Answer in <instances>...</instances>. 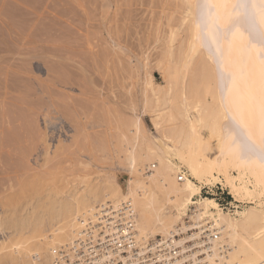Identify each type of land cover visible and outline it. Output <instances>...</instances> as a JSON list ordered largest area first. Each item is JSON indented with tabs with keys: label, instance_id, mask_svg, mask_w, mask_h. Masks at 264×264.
I'll use <instances>...</instances> for the list:
<instances>
[{
	"label": "bare ground",
	"instance_id": "6f19581e",
	"mask_svg": "<svg viewBox=\"0 0 264 264\" xmlns=\"http://www.w3.org/2000/svg\"><path fill=\"white\" fill-rule=\"evenodd\" d=\"M101 1H103L104 5H107V0ZM11 2L13 1L9 0V3ZM21 2L23 1H20V4ZM30 3L31 2H29V4ZM234 3H236V0H200L198 3H196V0H181L178 12L180 13L179 22L185 28L184 34L187 32V36L184 35L187 38H185L186 40L184 39L185 41H183L177 48V57L174 62H171L168 59L166 52L168 45L167 39L165 41V51L163 50L164 52L162 53L163 56L161 59L164 57L163 59L168 61L164 60L167 62L164 67L166 69L159 67V70L162 69L161 75L164 80H168V86L164 87L163 84V86H159H162L163 90L167 89L166 91H162V87H159L160 89L156 87V83L153 81V76L149 71L147 72L144 70V68H151V65L148 66V63L150 62H144V64L141 65V67H144L143 70L145 71L143 77H145L144 86L146 88L144 87L143 89H146V91L148 89L151 95L149 93V97L144 96V92V98L142 99V103L140 105L141 110L138 109L135 100L132 98L133 95L130 96L133 100H124V102H129V105L131 104L130 109L132 113V115L130 114L131 118L127 126L128 135L131 137V140L127 139V135H123L125 142L124 144H120V146L122 145L120 147L122 149L120 164L127 169L126 171L129 175L127 187L123 189L118 184L114 175L108 174L109 172H102L98 166H94L95 161H93V165L92 163H87L86 161L82 162L83 160L81 162L78 161V165L82 168V170L91 167L97 168V170H99L98 174L101 172L99 175L100 177H94L88 180L84 178V181L79 187H72L67 190L68 194L66 197H64V195L62 196L57 194L50 197V199L48 198V201L45 203V210L42 214H39L36 217H26L23 215V207L19 206V201L23 199L22 197H24L28 191L36 188L39 184L42 186L46 177H51V174L49 173L50 169L48 167L50 162L49 158L51 156H54L55 167L56 165L60 166L58 159L60 156L64 155H62V153L58 154V152L65 149L67 146L70 147L71 145H64L63 143L65 142H63L60 135V131H63L65 128V121L67 122L66 118L71 116L65 112L71 111L72 115L74 114V117L78 115L75 112L78 110L73 107L76 106L73 100L71 101L74 104H70V107L72 108L68 105V99L71 96L65 93L64 90L62 92L61 89H58L55 86L66 87L68 85L75 84L72 83L74 80H76V83H81V81L83 83L84 81L82 76L85 73H81L82 79H80V73L75 72L79 75V77L74 73V71H81V69H83V65L70 55L72 52L75 53L74 50L77 48V42L75 45L73 40V42L70 41L71 38L68 40V43L72 42L74 44L69 45L76 46H74V49L70 50L71 53L69 50L67 51V48L65 49L64 46L62 47L64 48L63 50L58 45H55L54 41L56 38L55 36L52 38L51 35L52 39L55 38L52 40V42H54L53 45L57 46V48L55 47L57 50L52 51L55 52V54L51 53V51L49 52V50L48 53H42V47L40 48V45L37 46V44L34 45L38 48L32 46L30 47L31 49H28L29 46H24L25 52L22 51V53H20L21 49H19L18 46L21 45L19 44V39L21 40L22 38L19 37H24L21 35L22 33L19 32L21 31L20 27H22V25L19 23L20 27H16L17 25L15 28L13 27L15 31H13L14 29H11L13 31L12 32L8 28L10 25L9 21L11 19H7L9 20L8 22L4 20L7 24L9 23V25H6L2 19L0 20L7 26L6 31L7 33L9 31V34L5 33L10 40L12 39V42L18 41L17 44H19L16 45L19 50L14 47L17 51H15L14 48H0V60L3 64H6L7 62L11 63L7 59L11 58L14 60V56H21L23 52L25 54L27 50H32L34 47L38 50L41 49L39 52L42 54H40L38 50L36 51V49H34L35 51L31 52L32 56L28 51L27 54H30L25 56L28 57L29 60L25 61L30 64V62L37 59L44 58L45 60L52 56L55 58L54 63L56 64L57 62V64L63 66L64 72L67 73L65 75L63 69H60L61 75L58 72V76L55 72L53 74V71L51 70L54 63L51 65L52 67L48 66L51 68L50 73L52 71V74L57 77L54 81L55 86H53L57 88L55 89V99L59 100L60 97L62 98L63 96L65 101L61 102L62 104H65L67 108L64 110L62 107L64 112L59 111V108L61 109V107H58V102L56 103V101L55 105L53 102H50L45 108H41L43 106L41 105L40 107V104L37 105L40 109H42V117L37 119L38 112L36 113V111H33L36 113H34L35 115L32 114L33 112L31 113L34 116L33 119L27 118L31 119V122H29V124L31 123V127L28 128L30 130L26 129L30 133L25 130L27 132L25 134L29 135L24 138L27 137L26 139L29 146L26 147L25 150L23 148L21 149V146H18L21 150H24V154H22L23 157L29 154L31 155V153L39 147L44 148L42 152L39 150L41 152L39 157L42 158L41 161L39 159L41 163L38 161L39 163L36 165L37 170L31 169L28 165L26 166L24 162H19L23 168H19L21 171H18V174H14L15 176L13 178L10 176L7 181L5 180V177H2L4 180L1 179V182L6 181V183H0L5 186V189L1 188L2 185L0 186V191L4 190V193L2 192L3 195L0 194V233H4L5 230L15 231L12 232V235L9 237H3L4 239L0 238V264H264V169H262L256 162H249L248 160L241 159L240 148L233 143L234 139H238L240 135H243L244 137H251L252 141L259 144L262 132L260 106L262 100H264V66H262L256 59V53L260 50L258 43L250 45L249 37L246 34L243 37L233 39L229 32V16L233 12L232 4ZM32 4L34 5V3H31L30 8L33 7ZM38 4L41 5L42 3ZM205 4H208L210 6V10L216 17L219 18L217 27L219 32L224 30V33L229 36L227 40H222L219 35L216 42L211 43L207 34L201 33L198 25L200 24L202 12L208 11V9L202 7ZM2 5L5 7L4 3ZM36 5L37 4L35 3V6ZM38 6L37 8H39ZM21 8L18 9L21 10ZM34 8L35 9L32 8V10L37 11V8ZM4 11H7V9ZM21 11L23 12V9ZM17 12L15 13L16 15H18ZM30 13L29 15H31ZM25 14L26 13H24V16ZM64 14L66 13L64 12ZM35 15L36 13L33 15L34 18L37 17V15ZM8 16L9 18L11 17L10 15ZM20 16L24 17L21 14L18 17ZM58 16H60V14H58ZM73 16L68 17L66 15L67 18H73ZM30 18H32V20L34 19L32 15ZM51 18H53L52 15ZM17 19L15 18V20ZM25 20L27 21L30 19L25 18ZM29 23L31 22L28 21L26 24ZM26 24L25 26H27ZM38 25L41 26L42 24ZM29 26L26 28L29 29ZM36 26L34 25V28H36ZM53 26H55V24H52V27ZM1 28L2 27H0V29ZM18 28L19 31H16ZM26 28L24 30H26ZM3 29L5 30V26H3ZM37 29L38 28L34 30L32 29V32L36 31V33L33 34L31 32L32 36L36 37L38 35L34 34H38L40 30L42 31V29L38 31ZM45 29L48 28L45 27ZM50 30L52 31L51 27ZM54 31L55 28L52 33H54ZM3 32L4 31H2V33ZM42 33L44 34L43 31ZM42 33H39V35L41 34L40 36H42ZM18 34L21 36H18ZM159 35L160 34H158V36ZM202 35H204L208 43L211 44L210 47L208 46V43H202ZM40 36H38V38H40ZM46 36L48 38V35H45V38ZM5 37L6 36H4V38ZM35 37H31L30 35V37H27V40H29L28 38H31L30 40H32V38L35 39ZM59 37L57 39H59ZM4 38L2 37V40ZM25 39L24 41L26 42L21 40L25 43L24 45L27 43V40ZM2 40L0 42H2ZM7 40L8 39H6V41ZM10 40L8 41L11 46ZM40 40L42 41V39H38L37 41L40 42ZM43 42L44 41H42V43ZM30 43L27 44L29 45ZM4 44L5 43L1 46H5ZM32 44L33 43H31V45ZM48 44L49 43L45 45ZM119 44L115 41V39H109L107 42V45H109L108 49L111 50L109 52L112 54L123 55L124 58H127V60L124 59L126 64L128 61V65H130L132 57L130 58L126 55L128 52L126 49H124L125 53H123V47ZM65 45L67 46V44ZM50 46L52 50L53 46L51 43L49 44V47ZM202 46L207 47V52L204 56H202L203 53L200 51ZM5 47L7 48V46ZM47 47L48 46H45L43 49L45 48L47 51ZM58 47L60 51L62 52L63 50L64 53L61 54L60 51L57 52ZM67 47L69 49V46ZM78 47L80 48V46ZM24 48H22V50ZM148 48L150 47L148 46ZM217 49H219V51H217ZM35 52H37V55H34L36 54ZM38 53L40 55H38ZM201 53L202 55H199ZM147 57L148 54L144 59L145 61H147V59L150 60L151 58ZM221 58L223 59L219 72L228 84L226 89H215L213 87V79L215 75L213 74L210 61L217 63L216 61H221ZM51 60L52 59H48L49 63ZM38 61L41 62V60ZM48 61L45 62L48 64ZM120 61L123 62V60ZM138 61H136V64H138ZM13 62H16V59ZM25 64H22V66L20 65V67H15V65L14 67L18 68L16 69L18 72L19 70H22L23 65ZM27 64L26 66H29ZM170 64L173 65L169 67ZM59 65L58 67L55 65L57 67H55V69L57 70L53 67V70L56 71V73L59 70L58 68H61ZM136 66L138 69L139 64ZM189 66H191L190 70ZM141 67L139 66L140 69ZM24 68L23 70L26 71V68ZM0 69H2L1 66ZM132 69L130 70L133 71ZM12 71L11 74L13 73ZM28 71L31 70L29 69ZM28 71L25 72V74L31 73ZM63 73L64 75L62 76ZM188 73L191 74V76L188 77L190 78L189 82L186 79L188 84H184V79L186 74L188 76ZM25 74H22L21 76L23 77L24 75L25 77ZM13 75L14 74H12V76ZM6 76L9 75L6 74ZM15 78H17L16 75ZM33 79L36 78H32V80ZM214 81L216 80L214 79ZM4 82L5 81H3L2 84H4ZM2 84L0 83L1 88H3ZM85 84L86 83H83V85ZM88 84H90V82H88ZM35 85H37V83H35ZM91 87L93 86L91 85ZM184 89H189L187 90V94L184 93ZM41 90L42 89H33L32 91L34 93L31 91L32 93L30 94H32V96H37L39 93L41 95H47L48 97H52V95H54L53 89H48L51 90L49 92L47 89V92ZM129 90L131 89L129 88ZM15 92H17L16 89ZM132 92H134V90ZM4 93L5 95L9 94H6V91ZM26 95H28V92ZM205 96H210L211 103H205L206 101L204 102L203 97ZM120 98L121 97H119V100ZM70 99L73 98L71 97ZM2 100L4 101L5 99ZM74 100H77V103L78 101L81 102L80 99ZM21 101H25L24 105H26V100L22 98ZM28 104L25 107H27ZM80 104L78 106H80ZM31 105L29 104V106ZM33 105L36 106V104ZM18 106L16 107V110ZM59 106L61 105L59 104ZM20 107L22 106H19V110H15V115L20 114V112L24 109L22 108L20 111ZM76 108L78 107L76 106ZM31 109H33L32 106ZM153 109H155L158 118V120H156L153 124L156 135H152L147 131V129H145L140 117V114L151 115L154 111ZM73 110L74 112H72ZM191 110L194 111L193 114H191ZM8 111L6 115L11 113V110ZM18 111L20 112L17 113ZM27 111H30V109L26 110V113ZM138 111H141V113ZM0 112L3 113L1 110ZM5 113L6 112L4 111V114ZM10 116L12 117L10 114L8 118H10ZM128 116L127 118L129 119ZM19 117V115L16 116L14 122H16ZM0 118H2V116H0ZM12 118L11 120L8 119V123L12 124L11 126H13L14 123H11V121H13ZM70 118L73 117H69L68 119ZM3 119L5 118L3 117ZM39 120L41 126H43L41 128H38L39 124L37 126ZM25 123L26 122H22L20 126ZM16 125H14L15 128L18 127H16ZM26 125H24V127ZM34 125L36 126V129ZM1 127H3V129L1 128L2 130H5L4 126ZM61 128L63 130H61ZM23 129L21 130L23 131ZM18 132L21 133L19 130ZM18 132L15 133L18 135ZM202 132L206 133V138L202 136ZM5 134L7 133L5 132ZM5 134L2 133L0 136L2 137ZM19 137L21 138V135H19ZM4 138L2 140H7ZM53 138L56 139L55 146L50 144L51 141H53ZM21 140L23 139L19 140L21 144L25 142H21ZM209 140H213L217 148V153L211 158L206 157V154L210 153ZM69 141L71 143V140ZM5 142L3 143L2 141L1 143L5 144ZM1 143L0 145L3 147ZM6 143L7 145L8 143L11 144L12 141ZM17 145L18 144H16L15 147ZM13 146L11 148H13ZM51 149H53V151ZM14 150H16V148H14ZM16 151L14 153H16ZM0 153L2 154L3 152L1 151ZM55 153L57 154L56 157ZM5 155L6 154H4V158ZM169 156H172L175 160H172ZM7 158L8 157L5 159ZM20 161H22V159H20ZM8 165L10 164L8 163ZM19 165L20 164L15 167L18 169ZM15 167L13 166V168ZM4 170L3 173L5 172ZM216 185H220L227 189V194L232 199V202L229 204V206L233 207L232 209L223 207V205H221L214 198L203 197L202 191L204 188H208V190H210ZM210 192L212 194L214 193L212 190ZM18 206L20 208H18ZM89 232L92 233L93 239L89 238ZM86 239H88L91 243L90 246L96 255L89 253L90 250L86 252H79L76 245L79 246L81 241L84 245H88V241ZM102 244L111 245V249H104ZM75 247L78 255L73 252ZM147 252L149 253L148 256L146 254ZM66 257L72 260L66 263L64 262Z\"/></svg>",
	"mask_w": 264,
	"mask_h": 264
},
{
	"label": "rangeland",
	"instance_id": "374dc122",
	"mask_svg": "<svg viewBox=\"0 0 264 264\" xmlns=\"http://www.w3.org/2000/svg\"><path fill=\"white\" fill-rule=\"evenodd\" d=\"M4 1L5 0H0V6H1L0 7L1 8L0 9L1 10L0 15L2 14L0 16V20L2 19L3 21L6 20L8 22L11 19L9 22H10V25L12 23V25H11L12 28L9 25V23L7 24V22L4 21L6 23V25H9L8 28L10 31H12L11 29H14L16 25H17L16 27H18V26L20 27V24H21L22 25V27H20L21 31H19V28L16 29V31L21 32L22 33L21 35L24 36V37H19V38H22L21 40L23 42H26V41H24L25 36H26L25 40H27V37H30V35H31V37H35V36H32V34L36 33V31H34V32H32V31L36 28H38L37 31L42 29V31L44 32V34H43L41 30L39 31V33H42L44 36L43 35L40 36L41 34L39 35V33L34 34V35L40 36V38H38V36H36L37 38L35 37V39L32 38V40H30L31 38H28L29 40H27V43L31 42V43H33L32 45H31V43L29 45L27 43H26V45H24L25 43H23L19 39V41H20L19 44H21L20 46H18V48L21 49L20 53H22V51L25 52L24 46L25 47L29 46L28 49H31L30 47H32V46L37 47L39 45H40V48L42 47L41 48L42 53L43 52L48 53V50H49V52L51 51V53L55 54V52H52V51L57 50V49H55V47L57 48V46H55V45H58L61 48L64 46V48L65 49L67 48V51L69 50V52H70L71 49H74L76 47L75 45L77 42V48H75V50H74L75 53L72 52V54H70V55L74 59H76V61H78L79 63H82L81 65H83V69H81V71L80 70L74 71V73L75 72L80 73L79 74L80 77L82 75L81 74L82 72H83V74L85 73L82 76L83 81H84L83 83L88 84V82H90V84H88V85L85 84L87 86L86 87L85 85H83L82 81H81V83L78 81H77L78 83H76V80H74V81H72V83H75V84H71V85H68L66 87L65 86H55L54 81H55V78H57V77H55V75H53V74H54V72H55V74H58V72L60 73L61 70L63 69V66H60L59 64H57V62H56V64L54 63L55 58L50 56L48 58L49 60L52 59L50 61V63H49L48 59L44 60V58H42L43 60L37 59V60H35L36 62L32 61V62H30V64L27 62L29 60V58L26 56L29 55L32 51L34 52L35 51L34 49H36V51H37L38 47L37 48L33 47L32 50H27V52L28 51L30 52L28 54H27V52L25 54L23 52V54H21V56H14L13 59L14 60L16 59V62H13L14 60H12L10 57H9L10 59H7V60L10 61L11 63L7 62L6 64H3L2 61L0 60V66L2 68V69H0V83L2 84V82L5 81L4 84H2L3 88H1V85H0V89H2V90H0V96H1L0 97V99H1L0 100V110L3 112V113L0 112V116H2V118H0L1 119L0 120V124H1L0 125V135H2V133L5 134V132L7 133V134L3 135L2 137L0 136V141L1 142L3 141V143L5 141L6 142L12 141V143L11 144L8 143V145L6 142H5V144H2L0 142L3 145V147L0 145V149H1L0 152L1 151L3 152L2 154L0 153V155L3 156V157L0 156L1 157L0 159L2 160V161L0 160V183H6V181L10 178V176H11V178H13L15 176L14 174H16L18 171H21V170H19V168L21 167V163H19V162H22V163L24 162V164H26V166L28 165V166H30L31 169L37 170L36 165L41 161V158H42V157L41 158L39 157V154H41V152L43 151L44 148L39 147L38 149H36L37 151L35 150L33 153H31V155L29 154L25 157L22 156V154H24L23 151L26 149V147L29 146L27 143L28 141L26 139L29 134L27 135L25 133H27L26 131L30 130L28 128L31 127L30 126L31 123L29 124V122H31V119H27V118L33 119V117H34L33 115H35L37 112H38V118L37 119L41 118L42 117V109H40L41 105L43 106L41 108H45L50 102H53V104L55 105V101H56V103L58 102V104H57L58 107H61V109L59 108V111L64 112L65 108H67L65 106V104H62V102L65 101L64 97L63 96H62V98L60 97L59 100L55 99V89L58 88V89H61L62 92L64 90L65 93L69 94L73 98V99H70L71 97L69 96L70 97L68 99L69 104L68 103L67 104L70 107L71 103H72V105L75 103V105L79 108L78 109V108H76V106H73L74 109L78 110V111H75L78 114V115H76L77 117L76 116L74 117L73 116L74 114L72 115L71 111L70 112L67 111L65 113L70 114L71 116H69V117H73L74 119L76 118L78 120H76V119L74 120L73 118L68 119L69 117L66 118L67 119V122L65 121L66 125L65 126L63 125L65 127L64 128L65 131L61 128V130H63V131H60V135H61L63 142L66 143V144L63 143L64 145H70V144L71 145H70V147L67 146L65 149H62L60 152H58V154L62 153V155L65 156V159H64V156H60V158H59L60 160L58 159V162H60L59 163L60 166L56 165V167H55V159L53 158L54 156H51L49 158L50 162L48 164L49 166L48 165L47 166L50 169L49 173L51 174V177H48V178L46 177L45 182L42 184V186L39 184V186H37L36 188L28 191L25 194V196L22 197L23 199L19 201L20 202L19 206L23 207V215H25L26 217H28V216L36 217L39 214H42L43 211L45 210V203L48 201L47 200L48 198L50 199V197L55 196L57 194L62 195V196L64 195V197H66V195L68 194L67 190L69 188H72V187H79L82 184V182L84 181V178H86V180L92 179L94 177L99 178L100 177L99 175L101 174V172L98 174L99 170H97V168L91 167V168H87V169L82 170V168L79 167L78 163L81 162L82 160H83L82 162L86 161L87 163H92V165L95 163L94 166H98V168L100 170H102V172H105V173L109 172L108 174L114 175L116 177L118 184L123 189H125L127 187V180L129 179V175H128V172L126 171L127 169L120 164L121 163L120 156L122 155L121 154L122 149L120 148L122 145L120 146V144H124V142H125L124 141L125 138L123 139V135L124 136L127 135V137H128L127 139L131 140L130 139L131 137L128 135L129 133L127 131V129H128L127 126H128L129 121H130V118H131L130 114L132 115V113H131V109H130L131 104L129 105L128 104L129 102H127V101H131L130 99L133 98L137 104L138 109L141 110L140 105L142 103V99L144 98V96L149 97L151 95V93H150V91H148V89H147V91H146V89H143L145 87L144 86V78L145 77H143V74L145 73V71H147V72L149 71L150 74L153 76V81L156 83V85H155L156 87L159 88V87H162L163 85H164V87L168 86V84H167L168 80H164L162 75H161V73H162L161 68H164L165 64L167 63L166 61H168L166 59H163L164 57L162 58L163 61L161 59V57L163 56L162 53L165 51V46H164L165 41L167 39L168 45L166 48V52H167L168 59H169V61L174 62L176 57H177V48L181 45V43L183 41L186 40L185 38H187L184 36L187 34V32H186V34H184L185 28L179 22L180 13H178V12H179V8H180L179 3L181 2V0H146V1L145 0H107V2H106L107 5H104L103 1H101V0H80V1H78V0H40V1L39 0H36V1L29 0L28 1L27 0L28 3L26 2V0H20V1H23V2H21V4H20L19 0H10V1H13L11 3H9V0H6L5 2ZM147 1H148V3H147ZM2 2L5 4V7H4V5H2L3 4ZM29 2L34 3V5L32 4L33 9H35L34 7L37 8V6L39 5L38 6L39 8L36 9L37 11L32 10V8H30L31 3L29 4ZM198 2H200V0H196V3H198ZM14 3H15V5H14ZM22 3H23V5H22ZM35 3L37 4L36 6H35ZM38 3H42V4L40 5ZM79 3L80 4L82 3V4L80 5ZM7 4H8V6L11 4L9 7H12V8H9L7 6ZM18 4L20 7L18 6ZM25 4H26V6H25ZM197 6H198V4H197ZM28 7H29V9H28ZM5 8L7 9V11H4V10H6ZM18 8L19 9L21 8V10L23 9V12L21 10H19ZM27 9H28V11H27ZM16 12L18 13V15L15 14ZM19 12L23 16H24V13H26L24 17L27 19H30L31 21L30 20L26 21L25 18L21 17V16L18 17L20 15ZM64 12L66 14H64ZM29 13L32 15L33 18H34L33 15L36 13L37 17H35L32 20V18H30L31 15H29ZM37 13H39V14H37ZM58 14H60V16H58ZM73 14H74V16H73ZM8 15H10L11 17L9 18ZM51 15L53 18H51ZM66 15L68 17L73 16V18H67ZM17 17L19 20L17 19ZM15 18L17 20H15ZM7 19H9V20H7ZM20 19H21V21H20ZM28 21L31 23L26 24V23H28ZM37 21H39V22H37ZM4 22L2 24L0 23V27H2L0 30L4 31L3 32L4 35H3L2 31H0V36L2 35L0 38V41L2 40V37L3 38H4V36H6V37L0 43H2V44L5 43L4 45L7 46V48L5 46H1L2 44H0V46H1L0 48L2 49V47H4V49H13L14 47H16V49H18L16 46V45H19V44H17L18 41L12 42L13 40L12 39L10 40V38L7 36V34H9V31L7 33V31H6L7 26L5 25ZM24 22H26V23H24ZM37 23L42 24V25L40 26ZM80 23H82V24H80ZM25 24L27 26L30 25L31 28L29 26V29H27L26 28L27 26H25ZM52 24H55V26L52 27ZM2 25L5 26V30L3 29ZM34 25L35 26L37 25L38 27L36 26V28H34ZM47 25H49V26H47ZM23 26L26 28V30H24L25 28ZM45 27L48 28L49 30L45 29ZM50 27H51L52 31L50 30ZM54 28H55V31H54L55 34L52 33ZM13 31H15V29ZM22 31L23 32L26 31L27 33L26 32L23 33ZM31 32H32V34H31ZM48 33H50V34H48ZM220 33H221L220 37L222 40L228 39L229 36L224 33V30H222ZM158 34H160V35L158 36ZM21 35L18 34V36H21ZM45 35H48V38H47V36L45 38ZM50 35L52 36V38L55 36L56 39L59 37V35H60V37H59V39H57V41L54 38L55 39V41H54L55 43H54V42H52V40H54V39H52ZM110 37L115 39V41L118 44L120 43L119 45H121L123 47V48L121 47L123 49L122 50L123 53H125L124 49H126L128 51V52L126 51L127 52L126 55H128L130 58L132 57L130 60V62H131L130 65H128V61L126 64L124 59L127 60V58H124L123 55L112 54L109 52L111 50L108 49L109 45H107V42L109 41V39H111ZM6 39L11 41L10 42L11 46L12 45H15V46L11 47L9 45L8 40H7L8 43L6 44V42H7ZM38 39H42V41H44L43 43H45V44L51 43V45L53 46V49L51 50V46L49 47V44L48 45L43 44L41 40H40V42H38L37 41ZM47 39L50 40L51 42L48 41ZM69 39H70V41L73 40L75 42V45H74L75 47L72 46L74 44V43H72L73 41L68 43ZM63 41L67 42V43H64ZM53 43L55 45H53ZM22 44H23V47H22ZM34 44H37V46ZM65 44H67V46H69V49ZM69 44H72V45H69ZM82 45H84V46H82ZM45 46H48L46 48L47 51L45 50V48L43 49V47H45ZM78 46H80V48ZM148 46L150 48H148ZM9 47H11V48H9ZM20 47H22L24 49L22 50V48H20ZM59 47H58L57 52L60 51ZM71 47H73V48H71ZM64 48H62V49L64 50ZM16 49H15V51H17ZM41 49H39L38 52ZM145 49H146V51H145ZM63 50H62V52L60 51L61 54L64 53ZM200 51L203 53V55H202V53L199 55L204 56L207 52V49L202 46L200 48ZM69 52H67V53H69ZM35 53L36 54H34V55H37V52H35ZM39 53H38V55L42 54V53H40V54ZM73 54H74V56H73ZM147 54H148L147 58H150V57L151 58H150V60L147 59V61H145L144 59L146 58ZM157 54H159V55H157ZM30 55H32V53ZM156 55L158 56V58ZM25 60H27V61H25ZM38 60H41V62H43L44 64ZM120 60H123V62ZM164 60H166V61H164ZM20 61H22V62H20ZM45 61H48V64ZM136 61H138V64L140 67H141V65L144 64V62L145 63L150 62V63H148V66L151 65L150 66L151 68L141 67V69H140L138 66V69H137L136 65H138V64H136ZM17 62L19 64V66H18ZM124 62H125V64H124ZM159 62L160 63L162 62L161 63L162 65ZM25 63L29 66H26ZM53 63L57 67H58V65L61 67V68H58L59 70L57 71V73H56V71L53 70V67H54V69L56 67ZM221 63H222V61H219L218 63H213L210 61V65L212 67L213 74L215 75V76L214 75L213 76H214V79L216 80V81H214V79H213V83H214L213 87L215 89H226L227 84H228L227 81L225 80L223 83L224 84L223 87L222 88L219 87V83L221 81L223 82V79L219 78V69L221 68ZM9 64H10V67H9ZM11 64H14V65H11ZM22 64H25V65H23V68L25 67L26 71H24L23 68L21 67L22 70L21 71L19 70L20 72L19 71L17 72L16 69H18V68H15V67H20V65L22 66ZM163 64H164V66H163ZM6 65L8 66V68ZM126 65H128V66H126ZM131 65H132V67H131ZM171 65H173V64H170L169 67ZM4 66H6V67H4ZM48 66L52 67V69L49 68ZM27 67H28V70L30 69L31 71H28ZM47 67H48V70H47ZM126 67H128L129 69ZM134 67H135V69H134ZM159 67H161L160 68L161 70H159ZM21 68H19V69H21ZM143 68L145 71L143 70ZM50 69L53 71V74H52V71L50 73ZM130 69H132L133 71H131ZM164 69H166V68H164ZM190 69H191V66H189V70ZM12 70H14V71H12ZM15 70H16L17 74H16ZM55 70H57V69H55ZM11 71L13 72L12 74H14L13 76L11 74ZM27 71L31 72L33 75L31 73H26L27 74L26 75L25 72H27ZM138 71L139 72L141 71V72L139 73ZM63 72H64V69H63ZM64 73H65V75L67 74L66 72H64ZM64 73L62 74V76L64 75ZM6 74H8L9 76H6ZM22 74H25V77H24V75L22 77L21 76ZM131 74H133V75H131ZM138 74H139V76H138ZM15 75L17 78H15ZM60 75H61V73H60ZM79 75H77V76L79 77ZM31 76H33V77H31ZM58 76H59V74H58ZM190 76H191V74L188 73V76L186 74V77L184 79V84H188L189 79H190L188 77H190ZM4 77H6L7 80ZM82 77L80 79H82ZM20 78L21 79L23 78V79L21 80ZM32 78H36V79L32 80ZM29 79H30V81H29ZM186 79L188 80V82L186 81ZM6 81H7V83H6ZM31 81L33 83L36 81L35 83H37V85H35V83L33 84ZM141 83H143V84H141ZM52 84H54V85H52ZM165 84H166V86H165ZM6 85H7V87H6ZM91 85L93 87H91ZM159 85H162V86H159ZM53 86H55L57 88H55ZM130 86H132L133 88ZM127 87H129L131 90H129V88H127ZM8 89H10V90H8ZM15 89L17 92H15ZM33 89H42L41 91H45V92H47L46 89L47 90L53 89L54 95H52V97H48L47 95H41L38 93L37 96H32V94H30V93L33 92L32 91ZM133 90H134V92H132ZM161 90L166 91L167 89L163 90V87H162ZM187 90H189V89H184V93L187 94V92H188ZM5 91H6V94H8V93L9 94L5 95V93H4ZM49 91H51V90H48V92ZM27 92H28V95H30V96L26 95ZM144 92H145V94H144ZM149 93H150V95L148 96ZM143 94H144V96H143ZM131 95H133L132 98L130 97ZM26 96H28V97H26ZM127 96H128V98H127ZM20 97H22L24 100L27 101L26 105L28 103L30 105L32 104L31 106L33 109H31V106H29V104H28L29 107L28 106L25 107L26 106V105H24L25 101H21L22 98H20ZM119 97H121L120 100H119ZM203 98H204V102L206 101L205 103H211L210 96H205ZM2 99H5V100L3 101ZM74 99H80L81 102L78 101L79 104L81 103L80 106H78L79 104L77 103V100H74ZM201 99H202V97H201ZM71 100H73L74 103ZM124 100H127V101L124 102ZM208 100H209V102H208ZM33 104H36V106H34ZM39 104H40V107L37 106ZM59 104L61 106H59ZM16 105L22 106V107H20V111L22 108H24V109L26 108L25 110L23 109L25 112L23 110L21 112L18 111L17 113L20 112V114L15 115L14 113H16L17 110H19V106L16 110V107H17ZM23 105H24V107H23ZM34 107H37V108H34ZM62 107L64 108V110ZM70 108H72V107H70ZM29 109H30V111H27V113H28V115H27L26 110H29ZM34 109H36V110H34ZM8 110H11V113H8V115H6ZM128 110H130V111H128ZM153 110L154 111L152 112L151 115L145 114L146 115L145 116L143 114L144 115L143 116L142 114H140V117H141L142 124L145 127V129H147V131L149 133H151L152 135H156V131L154 129L153 124L155 123L156 120H158V118H157V113L155 112V109H153ZM4 111L6 112L5 114H4ZM33 111H36V113ZM8 112H10V111H8ZM72 112H74V110ZM138 112L141 113V111H138ZM193 112L194 111L191 110V114H193ZM29 113H30V117H29ZM10 114L12 115L13 118L11 116H10V118H8ZM18 115L20 116L19 118H17L18 121L16 120V122H14V120L16 119L15 117ZM127 116L129 117V119L127 118ZM3 117L5 119H3ZM21 117L22 118L25 117V118L22 119ZM11 118L13 119V121H11V123L14 122L13 126H11L12 124L8 123V119L11 120ZM71 120H72V122H71ZM21 121L26 122L24 125L27 124L28 126L26 125L24 127L23 124H22V126H20L22 123ZM2 122H4V123H2ZM16 124H18V125H16ZM38 124H39L38 128L43 127V126H41L40 120H39V123H37V126H38ZM14 125H16V127L18 126L19 128L18 127L15 128ZM1 126H4L5 130H2L3 127H1ZM58 126H59V124H58ZM23 128H25V129H23ZM21 129H23L24 132ZM26 129H28V130H26ZM35 129H36V126H35ZM18 130L20 132L21 131L22 132L19 133ZM15 132H18V135ZM15 135L17 136V138ZM19 135H21V138L19 137ZM4 136H5V138H4ZM25 136H27V137L24 138ZM202 136L205 138L207 137L205 132H202ZM18 137H19V139H18ZM3 138L7 139V140H2ZM13 138L15 139V141ZM20 139H23V140H21V142L25 141V139H26V141L21 144L19 142ZM67 140L68 141L71 140V143L69 141V144H68ZM14 142H16V143H14ZM55 143H56V139L53 138V141H51L50 144L52 146H55ZM16 144H18V145L15 147ZM12 146H13V148H11ZM18 146H21V149L23 148L24 150H21L20 147H18ZM7 147H10V148H7ZM14 148H16V150L19 152L14 150ZM8 150H10V151H8ZM51 150L53 151V149H51ZM209 150H210V153L206 154L207 158H211L212 156H214L217 153V148H216L213 140H209ZM15 151L17 154L14 153ZM9 152H10V155H9ZM4 154H6L5 158L8 157L10 159H8V158L5 159ZM56 156H57V154L55 153V157ZM26 158H28V159H26ZM169 158H171L172 160H175L172 156H169ZM20 159H22V161H20ZM39 159H40V161H39ZM61 160H62V163H61ZM93 161H95V162L93 163ZM97 161H98V163H97ZM63 162H65V163H63ZM8 163L10 165H8ZM96 163H97V165H96ZM13 164H15V165H13ZM18 164H20V165L17 169V167H15V166ZM98 164H100V165H98ZM7 165L9 168L7 167ZM13 166L16 169L13 168ZM22 168L23 167H21L20 169H22ZM4 169H6V170H4ZM3 170L5 171L4 173H3ZM8 171H9V173H8ZM13 171H15V172H13ZM2 177L6 178L5 182L4 181L1 182V179L4 180ZM1 185L2 184H0V186ZM4 187L5 186H3V185L1 186L2 189ZM211 190L214 192L213 194L210 192ZM0 192H1L0 194L3 195L2 192L4 193V190H1ZM62 192H64V193H62ZM202 195H203V197L216 199L221 205H223V207H227L230 209L233 208V207L229 206L230 202H232V199L227 194V189L220 186V185H216V186L212 187L210 190H208V188H204L202 191ZM19 206H18V208H20ZM5 209H7V208H5ZM14 231L15 230H13V231L12 230H10V231L5 230L4 233H0V238L4 239L3 237H5V238L7 236L9 237L10 235H12V232H14ZM156 238H159V237H156Z\"/></svg>",
	"mask_w": 264,
	"mask_h": 264
},
{
	"label": "snow or ice",
	"instance_id": "6c2138e0",
	"mask_svg": "<svg viewBox=\"0 0 264 264\" xmlns=\"http://www.w3.org/2000/svg\"><path fill=\"white\" fill-rule=\"evenodd\" d=\"M202 7L208 11L202 12L198 27L202 34H207L211 43H215L220 35L217 27L219 18L210 10L208 4ZM232 8L233 12L229 16L231 36L236 39L246 34L249 37L250 45L258 43L260 50L256 53V59L264 66V0H258V2L257 0H236V3L232 4ZM201 40L202 43H208L204 35L201 36ZM208 46L210 47L211 44L208 43ZM221 78L223 79V77ZM260 115L262 132L259 144L252 141L251 137H244L243 135L234 139L233 143L240 148L241 159L256 162L264 169V100L261 102Z\"/></svg>",
	"mask_w": 264,
	"mask_h": 264
},
{
	"label": "built area",
	"instance_id": "2783aa9c",
	"mask_svg": "<svg viewBox=\"0 0 264 264\" xmlns=\"http://www.w3.org/2000/svg\"><path fill=\"white\" fill-rule=\"evenodd\" d=\"M89 238H90V239H93V235H92L91 232H89ZM108 238H109V237H108ZM86 240L88 241V245H84V244L82 243V241L79 243V246L76 245V246L78 247L79 252H86V251L90 250L89 253H91L92 255H96V253L93 251V249H92L91 246H90L91 243L89 242L88 239H86ZM103 243H104V242H103ZM102 246L104 247V249H111V245H109V244H102ZM85 249H87V250H85ZM159 250H160V248H159ZM73 252H74L75 254L78 255V253L76 252V247L73 249ZM146 254H147V256L149 255L148 252H147ZM79 255H82V254H79ZM135 258H137V257H135ZM82 259H83V256H82ZM70 260H72V259L66 257V258L64 259V262L68 263ZM77 262H78V261H77Z\"/></svg>",
	"mask_w": 264,
	"mask_h": 264
},
{
	"label": "water",
	"instance_id": "95a60500",
	"mask_svg": "<svg viewBox=\"0 0 264 264\" xmlns=\"http://www.w3.org/2000/svg\"><path fill=\"white\" fill-rule=\"evenodd\" d=\"M205 48L207 49V47L205 46ZM217 63L219 62V60L218 61H216ZM221 77H223L221 74H220V72H219V78H221ZM222 79V78H221ZM224 81H225V78L223 77V82L221 81L220 83H219V87H223V83H224Z\"/></svg>",
	"mask_w": 264,
	"mask_h": 264
}]
</instances>
